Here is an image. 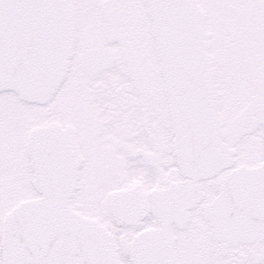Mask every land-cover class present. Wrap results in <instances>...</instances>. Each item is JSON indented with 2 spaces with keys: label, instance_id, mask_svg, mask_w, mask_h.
Masks as SVG:
<instances>
[{
  "label": "snow or ice",
  "instance_id": "obj_1",
  "mask_svg": "<svg viewBox=\"0 0 264 264\" xmlns=\"http://www.w3.org/2000/svg\"><path fill=\"white\" fill-rule=\"evenodd\" d=\"M0 264H264V0H0Z\"/></svg>",
  "mask_w": 264,
  "mask_h": 264
}]
</instances>
